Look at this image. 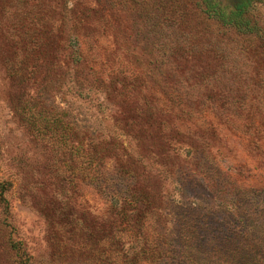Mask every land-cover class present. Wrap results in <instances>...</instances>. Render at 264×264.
<instances>
[{
	"label": "rangeland",
	"instance_id": "rangeland-1",
	"mask_svg": "<svg viewBox=\"0 0 264 264\" xmlns=\"http://www.w3.org/2000/svg\"><path fill=\"white\" fill-rule=\"evenodd\" d=\"M161 2H175L186 12L185 27L201 47L214 50L222 45L217 26L206 24L189 0H0V264H19L25 252L33 264H122L114 243L100 245L107 229L102 216L114 198L109 179L118 163L107 160L102 172L107 173L104 188L91 187L88 144L94 137H107L113 144L118 141L128 148V157L122 150L118 153L123 160L121 176L126 181L128 176H135L138 190L147 192L156 203L157 215L144 230L150 241L154 243L159 236L180 238L178 221L184 211L197 205H218L221 199L215 184L222 187V177L228 174L234 187L232 202L244 201L238 192L242 189L254 191L259 200L247 201L250 229L246 239L237 235L240 213L235 208L229 215L220 211L217 220L232 223L237 240L245 243L246 253L260 247L259 257L264 258V148L252 151L256 134L246 127H253L251 117L264 115L262 88L251 83L249 92L256 94L244 96V82L239 88L243 95L233 94L236 100H243L220 99L213 86L232 80L233 75L225 72L223 82H216L215 74L223 71L222 64L205 55L197 61V68L211 84L184 87L181 106L186 111L180 114L178 107L163 115L169 125L164 131L152 129L151 135L141 134L132 141L114 120L122 101L136 98L138 106L149 113L151 106L171 104L169 101L176 99L168 94L169 86L155 80L158 74L151 61L156 56L153 42L157 38L152 16ZM58 26L61 34L57 33ZM88 37L97 39L101 47L102 63L98 67L104 64L103 68L121 75L134 73L139 79L137 85L144 84L149 92H135L129 98L113 93L108 99L103 92L93 90L89 97L76 96L78 86L71 77L73 59L69 53L71 47H81L90 60L95 52ZM231 40L227 48L232 51L238 46L236 38ZM58 64L63 70L57 68ZM225 66L253 74V64L249 70L246 58L236 63L230 59ZM166 67L162 63L157 72L165 73ZM211 107H216L217 113L230 114L232 123L217 121L219 115L212 113ZM120 111L131 114L129 107ZM59 119L63 126L57 128L53 121ZM204 120L220 123L222 136L202 138L194 132V137L174 132L178 125L187 132L190 123ZM73 121L84 134L83 149L77 154L66 137L62 138ZM263 145L260 141L259 146ZM103 146L99 145V150ZM110 151L115 154L113 146ZM208 151L215 157L218 172L212 169ZM123 191L121 185L118 192ZM63 211L64 219L58 218ZM79 217L86 220L78 224L75 220ZM58 219L68 227L57 226ZM118 230L116 234L124 238L120 247L124 244L126 249L133 248L138 240L135 234L124 232L125 227ZM216 242L210 241L213 245ZM12 244L19 250H13ZM212 257L209 251L203 259Z\"/></svg>",
	"mask_w": 264,
	"mask_h": 264
},
{
	"label": "trees",
	"instance_id": "trees-1",
	"mask_svg": "<svg viewBox=\"0 0 264 264\" xmlns=\"http://www.w3.org/2000/svg\"><path fill=\"white\" fill-rule=\"evenodd\" d=\"M190 2L193 8L201 14L200 16H203L205 21L208 22L206 24L217 26L222 45L214 50H210L209 46L201 47L199 42L196 41V37L185 27L187 24L186 12L181 10L182 8L176 7L175 2H161L155 6L152 16L154 18L152 27L157 37L153 42L156 56L151 60L154 70H156L154 72L158 74L155 80L161 85L169 86V93L166 90L165 92L173 95L176 99L169 101L171 104L151 106L149 113L145 112L144 107L141 106L140 108L138 106L136 98L133 99V102L122 101L123 106H117L118 111L114 115V120L119 124L120 132L130 137L132 141L137 140L141 134L151 135L152 129L164 131L169 125L163 115L169 114L171 109H178L179 107L178 112L180 114L186 111V108L181 106L183 102L182 89L184 87L197 88L199 85L207 84L209 86L211 84L202 78L203 76L199 74L197 68V61L205 55H211L213 60L222 64L223 71L215 74L216 82H223L221 76L225 72H230L233 75L232 80H227L222 85L213 86L215 94L220 99L232 100V102L233 100L236 102L243 100V97L236 100L233 94H242L239 88L244 82L247 84L246 88L243 89L244 96L248 93L255 95L256 93L249 92V89H253L251 84L253 83L254 86L262 88L260 100L263 101L264 105V11H262L264 0H189ZM57 33L61 34V26L57 27ZM233 37L237 39L238 47L231 51L227 48V44L228 41H232L231 38ZM87 39L91 42L92 53L95 52L90 56V60L81 47L78 50L71 47L69 53L73 59L71 77H74V81L78 86L75 91L76 96L80 98L89 97L90 92L93 90L103 92L108 99H111L113 93L122 98H129L135 92L140 94L149 92L148 89H145L144 84L141 85L139 83L137 85L136 80L139 79L134 73L127 76L121 75L115 70L103 68L104 64L98 67V64L102 63L100 61L102 55L99 49L101 47H98L97 39L93 37H88ZM243 58L249 61L248 69L250 68V63L253 64L252 75H248L250 74L248 70L246 72H237L240 68L228 69L229 67L225 66L230 59L233 63H236ZM162 63L167 66L165 73H162V71L161 73L157 72ZM60 67L61 65L57 66L59 70H63V67ZM193 85L195 86L193 87ZM235 85H237V88H234ZM125 107H129L131 114L119 112ZM215 108L211 107V110L215 115H219H216L220 118L217 121L232 123L230 114L217 113ZM147 115L148 118L141 121ZM181 118L178 117L177 119L182 120ZM250 124L253 127H249L247 124L246 127L254 130L256 134V138L252 139L253 150H251H263L264 145L259 146V142H264V115L258 118L256 116L251 117ZM53 125H57L58 128L60 125L63 126V122L61 119L54 120ZM219 125L220 123L214 120H204L202 123H190V126L186 128L188 133L181 129L183 125L176 126L174 132L184 136L188 134L192 136L194 135L192 132H194L202 138H206V136L217 138L220 135L222 136ZM66 127L69 133L65 136L62 135V138L66 137L67 144H70L77 154L80 149H83L81 145L84 144V140L81 139L84 134L75 121ZM159 134L163 135L162 133ZM112 138L114 137L112 136ZM118 138H120V135ZM88 145L90 149L88 163L91 175L89 184L92 188H104L103 186L106 183L104 176L107 173L102 172L104 167H106L105 162L107 160L114 159L118 163V166H114L113 177L109 179V187L111 192L114 193V198L110 202L107 212L104 213V217L102 216L103 223L107 229L104 230L100 245L108 246L114 243L113 245L117 247V251L118 249L120 250L119 254L122 257V264H264V258L259 257L260 247H256L251 254L246 253L243 247L245 243L237 240L236 229L232 227V223L230 224L225 220H217V217H220L218 215L220 211H224L225 214L229 215L232 208H235L237 213H240L238 214L237 225L240 228V232L237 235L242 239H246L245 236L248 235L250 229L247 221V207L250 203H248V206L246 204L249 200L252 203H256L257 199L259 200V196H256L254 191L242 189V191L238 192L244 198V201L240 203L232 202L230 200L233 187L231 185L232 178L228 174L224 175L222 177L224 187H219V185L215 184L218 193H220V196L217 192L216 195L221 199L218 205L211 204L209 207L207 205H197L189 211H184L183 217L178 221L182 230L179 233L180 238L163 239L162 236H159L153 243L145 236L144 230L148 227L149 221L157 215L156 203L149 197L147 192L138 190L135 176H128V181L122 177V174H124L121 170L123 160L118 153H120L119 150H122L125 157H128L130 155L126 153L128 148L123 143L119 144L118 141L113 144L107 137L102 139L91 138ZM99 145L104 146L99 150ZM110 146H113L115 154H111ZM103 149L106 151L105 153L101 152ZM204 151L207 152L205 149ZM208 156L210 157L212 169L214 168V171L218 172V168H215L217 163L214 160L215 157H211L209 151ZM121 185L124 187V191L120 193L118 188ZM262 209L261 214L264 215V206ZM61 213L63 214L58 218L66 216L65 211ZM82 219L86 220L79 217L76 218L75 222L80 224ZM58 220V222H55L57 226L62 227L63 224L64 227H68V224L62 222V219ZM72 224L75 223H69V225ZM262 225L264 230V221ZM122 227H125L124 232H132L138 239L136 245L131 249H126L124 244L122 247L119 245V243H123L124 238L116 233H119L118 229ZM116 240H118V243ZM212 240H217V242L213 245L210 243ZM208 247L212 250L206 249ZM11 248L19 250L17 244H12ZM209 251L213 252V257L204 260L203 256L205 254L208 255ZM221 257H224V259H221ZM19 264H33L27 252H25L24 259Z\"/></svg>",
	"mask_w": 264,
	"mask_h": 264
}]
</instances>
